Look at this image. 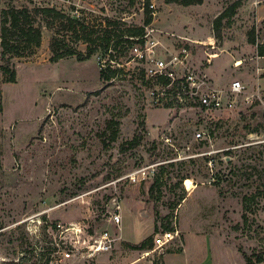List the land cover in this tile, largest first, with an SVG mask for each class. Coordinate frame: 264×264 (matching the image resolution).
<instances>
[{
    "label": "rangeland",
    "instance_id": "obj_1",
    "mask_svg": "<svg viewBox=\"0 0 264 264\" xmlns=\"http://www.w3.org/2000/svg\"><path fill=\"white\" fill-rule=\"evenodd\" d=\"M148 2L156 5V17L147 14ZM237 2L239 8L223 21L217 40L216 18ZM74 3L82 22L100 34L109 20L119 23L111 29L120 34L146 26L151 18L158 39L165 43L187 37L201 44L193 46L194 64L217 86L243 73L239 80L256 91L257 49L250 34L264 41V0H204L191 6L166 0ZM24 5L54 6L70 13L69 5L58 0H0V38L3 11ZM52 36L44 29L36 53L15 60V83L7 82L9 76L1 69L0 45V264H117L121 257L125 264H164L166 255L182 252L190 232L195 239L189 238V253L170 255L169 263L214 264L216 246L235 251L219 264H246L250 256L264 257L263 86L262 101L255 98L240 105L212 135L210 145L192 142V151H184L181 145L191 141L189 131L195 128L194 113L168 105L153 107L136 62L120 68L111 82L100 79V69H108L103 65L109 61L130 60L128 50L112 44L107 53L99 50L83 62L72 57L54 63ZM74 47L88 52L83 42ZM209 53L219 55L211 65L206 63ZM168 137L172 142L163 140ZM228 151L229 164L224 159ZM143 169L149 178L132 181ZM186 179L196 187L192 192ZM114 203L122 209L121 229L111 221ZM173 223L181 240L145 256L154 249L155 235L172 230ZM79 226L85 228L76 233ZM104 230L118 237L112 253L64 259V251L82 253L80 247ZM148 240L152 249L134 248ZM196 244L200 252L195 254Z\"/></svg>",
    "mask_w": 264,
    "mask_h": 264
},
{
    "label": "built area",
    "instance_id": "obj_2",
    "mask_svg": "<svg viewBox=\"0 0 264 264\" xmlns=\"http://www.w3.org/2000/svg\"><path fill=\"white\" fill-rule=\"evenodd\" d=\"M58 1L73 7L72 14H77L79 17V9L74 0ZM149 9L151 16L156 17V5L154 3L149 4ZM152 23L145 26L143 36L129 38L133 41V44L128 47L131 58L127 63L121 64L119 61L111 60L109 65L106 67L103 65V67L120 69L125 65L136 62L143 71L148 87L147 97L153 107L168 105L194 113L196 118L195 128L189 131L191 141L187 140L184 142L181 145L182 150L191 152L192 142L210 145L213 141L212 135L216 136L217 130L225 123V120L238 113L240 105L251 104V100H255V98L262 101L261 87L258 86L256 91L251 92L248 86L239 79H235L222 87L217 86L206 70H202L194 64L192 49L194 45H201L200 43L187 37H177L176 43L167 44L160 38L158 39L159 36L156 34V29ZM211 46L212 49H216L215 45ZM255 48L257 49L254 59L256 72L259 77H262L264 76V55L259 54L258 51L260 48L264 49V41H256ZM217 57V53H209L206 63L211 65ZM262 138V142H264V129ZM163 140L172 142L169 137L163 138ZM170 145L178 149V146L174 143ZM224 159L228 161V157L225 156ZM149 176V171L143 169L132 175L131 180L137 181V177H139L138 180L141 182L147 180ZM110 213L112 223L121 229L123 217L120 204L114 203V211ZM70 225L72 227L75 226L73 223ZM84 228L79 226L73 229L76 233H81ZM180 233L176 223H173L172 230L155 235L154 249L147 251L145 256H149L157 250L162 251L176 239L181 240ZM117 241L118 237L109 230H104L98 237L93 238L88 243H84L83 247H80L82 253L77 252L78 254H75V249L73 248L64 251L62 254L66 260L95 258L99 255L112 253ZM125 263L124 258H118L117 264Z\"/></svg>",
    "mask_w": 264,
    "mask_h": 264
},
{
    "label": "trees",
    "instance_id": "obj_3",
    "mask_svg": "<svg viewBox=\"0 0 264 264\" xmlns=\"http://www.w3.org/2000/svg\"><path fill=\"white\" fill-rule=\"evenodd\" d=\"M204 0H166L169 4H178L182 6H191L202 4ZM239 2L233 4L227 12L216 18L214 22V37L219 40L222 37L224 27L223 21L234 16L236 10L239 8ZM66 9V8H65ZM73 7L67 8V12L63 9H58L54 6H37L30 7L24 5L22 7H9L3 11L2 28H1V69L6 76H9L7 82H16V64L15 60L18 58L31 57L37 49L41 46L44 29L53 32L50 43V50L52 53L51 61L56 63L58 61L75 57L78 61H85L91 58L99 50L107 53L109 47L114 44L115 48L128 50L133 41L130 37H141L145 33V26L136 29H127L121 31L118 29H111L112 26L117 27L118 22L108 21L105 28L101 30V34L97 33L90 27L86 26L80 17L72 14ZM147 14L151 11L149 9V2L146 5ZM152 22L149 18L145 25ZM124 32V33H123ZM126 33V34H125ZM99 34V35H97ZM125 36L128 37L125 39ZM250 43L256 44L255 33L250 34ZM70 39V41H69ZM83 42L87 44V53L83 54L74 44ZM99 42V43H98ZM92 45H95L93 48ZM259 54L264 55V49H259ZM120 69H100V79L104 82H111L118 76ZM142 75L143 72H142ZM1 94V88H0ZM3 111V106L0 99V113ZM117 137L115 131L113 138ZM231 151H228V157ZM228 164L231 161H227ZM150 240L144 242L139 247L134 246L135 249H152ZM255 259V260H254ZM264 263L263 255L250 256L246 259V264H261ZM10 264H18L11 262Z\"/></svg>",
    "mask_w": 264,
    "mask_h": 264
},
{
    "label": "crops",
    "instance_id": "obj_4",
    "mask_svg": "<svg viewBox=\"0 0 264 264\" xmlns=\"http://www.w3.org/2000/svg\"><path fill=\"white\" fill-rule=\"evenodd\" d=\"M219 56V55H218ZM217 58H219V57H217ZM216 58V59H217ZM219 60V59H218ZM217 61V60H216ZM253 64H256L255 63V60H254V63ZM215 68V67H214ZM239 76H241V77H237V78H239V79H244V74L243 73H241ZM254 82H255V84H256V87H261V86H263V88H264V78H260L259 76H258V74H256V76H254ZM186 232H190V231H187L186 230ZM188 233H186V235H185V243H184V247H183V250H182V252L181 253H179V254H168V255H166L165 257H164V264H171V263H169L168 261H167V258L170 256V255H174V256H186L188 253H189V247H188V243H189V238H190V236H192L194 239H195V236H193L192 235V232H190L188 235H187ZM197 241H195V242H197L199 245H201V240H199V239H196ZM198 244H196L195 245V247H194V249L192 250L195 254L196 253H199L200 251H198V250H195L197 247L199 248V245ZM215 249V256H214V264H219V263H221V261H222V259L223 258H226L227 256H232L233 255V253L235 254V251L234 250H232L231 248H224L223 246L221 247V246H216V248H214ZM191 257V256H190ZM189 257V255H188V259L190 258ZM140 259H138V262H141V261H139ZM137 262V263H138ZM223 262V261H222ZM244 264H245V262H244Z\"/></svg>",
    "mask_w": 264,
    "mask_h": 264
},
{
    "label": "bare ground",
    "instance_id": "obj_5",
    "mask_svg": "<svg viewBox=\"0 0 264 264\" xmlns=\"http://www.w3.org/2000/svg\"><path fill=\"white\" fill-rule=\"evenodd\" d=\"M241 64V62H239L238 64H237V66H239ZM185 186L187 187V189L189 190V191H193L196 187H195V185H194V183L192 182V180H190V179H186L185 180Z\"/></svg>",
    "mask_w": 264,
    "mask_h": 264
}]
</instances>
